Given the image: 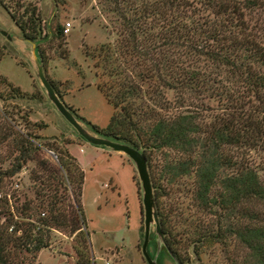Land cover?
<instances>
[{"label":"trees","instance_id":"obj_1","mask_svg":"<svg viewBox=\"0 0 264 264\" xmlns=\"http://www.w3.org/2000/svg\"><path fill=\"white\" fill-rule=\"evenodd\" d=\"M107 2L117 41L93 59L97 88L114 114L106 128L89 127L140 151L150 171L160 161L164 186L155 177L153 187L175 264H202L210 255L264 264V0ZM0 3L22 37L39 45L45 66L38 6ZM55 36L63 38L61 26ZM31 126L0 108V264H34L57 231L79 236L77 254L85 258V172L67 148L75 142L47 145ZM31 164L33 185L20 191L15 180Z\"/></svg>","mask_w":264,"mask_h":264},{"label":"rangeland","instance_id":"obj_2","mask_svg":"<svg viewBox=\"0 0 264 264\" xmlns=\"http://www.w3.org/2000/svg\"><path fill=\"white\" fill-rule=\"evenodd\" d=\"M25 1L37 5L41 13L44 40L40 43L47 78L57 84L64 96L63 103L85 119L86 122L77 118L81 125L95 135L88 124L106 128L114 110L97 88L99 80L93 55L101 45L116 43V15L107 0ZM67 23L72 24L70 33L64 32L63 38H57V28L65 29ZM22 39L19 28L0 3V108L10 113L18 124L31 122L30 128L47 138L44 142L47 145H54L55 138L78 143L67 148L85 172L82 205L91 243L85 258L81 259L77 254V250H82L79 236L54 232L50 247L39 254L34 264H106L107 261L111 264H147L142 254L145 234L143 190L134 162L123 153L96 147L81 139L50 101L37 76L33 45ZM9 84L29 97L16 98ZM32 95L35 98H31ZM57 145L65 147L59 139ZM51 153L46 151V155L55 160ZM35 169L31 164L16 178L20 191H27L33 185L31 171ZM160 172V161L154 160L150 171L152 183L156 177V184L164 186ZM29 196L33 194L29 192ZM152 235L149 253L155 256L160 251L156 246L155 225ZM161 247L160 264H175L163 244ZM25 258L26 255H21V260ZM202 264L228 263L222 257L216 259L210 255Z\"/></svg>","mask_w":264,"mask_h":264},{"label":"water","instance_id":"obj_3","mask_svg":"<svg viewBox=\"0 0 264 264\" xmlns=\"http://www.w3.org/2000/svg\"><path fill=\"white\" fill-rule=\"evenodd\" d=\"M2 34L5 37L11 39L7 33L2 32ZM22 40L33 45L35 60L38 67L37 76L38 79L41 81L42 85L45 87L50 101L55 105L59 113L76 129L80 137L86 140L87 143H89L90 145L100 148L105 147L106 149H110L114 152L123 153L128 156L131 161L134 162L138 171L143 190L145 235L144 243L142 246V254L147 264H159L160 254L162 253L161 244H163L164 248L167 249L169 256L174 259V256L168 247L165 236L161 229L157 202L155 199L154 187L149 171L147 158L140 151L128 145L113 142L104 137L92 135L85 127H83L77 117L61 101L55 89L52 87L49 79L46 76L43 62L38 55V46L27 39L23 38ZM154 225L156 226V241L160 251L158 254L156 253L155 257L153 258L149 253V245L152 242V228ZM158 239L160 240L161 244L159 243Z\"/></svg>","mask_w":264,"mask_h":264},{"label":"built area","instance_id":"obj_4","mask_svg":"<svg viewBox=\"0 0 264 264\" xmlns=\"http://www.w3.org/2000/svg\"><path fill=\"white\" fill-rule=\"evenodd\" d=\"M71 28H72V24H71V23H67V24H66V27H65V29H64V32H65L66 35H68V34L70 33ZM51 154H52L53 156H55L54 153H51ZM0 197H1V195H0ZM43 216H45V215H43ZM106 264H111V263H110L109 261H107Z\"/></svg>","mask_w":264,"mask_h":264},{"label":"crops","instance_id":"obj_5","mask_svg":"<svg viewBox=\"0 0 264 264\" xmlns=\"http://www.w3.org/2000/svg\"><path fill=\"white\" fill-rule=\"evenodd\" d=\"M78 143H75L74 145H77ZM70 149V148H69ZM71 152V151H70ZM72 154V153H71ZM120 249H122L123 247H119ZM108 250H111V249H108ZM105 251V250H104ZM124 251V250H122ZM116 254V253H115ZM120 262V261H119Z\"/></svg>","mask_w":264,"mask_h":264}]
</instances>
